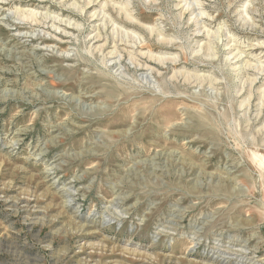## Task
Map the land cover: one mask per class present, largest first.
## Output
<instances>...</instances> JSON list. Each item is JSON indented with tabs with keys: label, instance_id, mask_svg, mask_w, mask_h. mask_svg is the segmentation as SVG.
Masks as SVG:
<instances>
[{
	"label": "rangeland",
	"instance_id": "rangeland-1",
	"mask_svg": "<svg viewBox=\"0 0 264 264\" xmlns=\"http://www.w3.org/2000/svg\"><path fill=\"white\" fill-rule=\"evenodd\" d=\"M87 1L0 0V264H264V0Z\"/></svg>",
	"mask_w": 264,
	"mask_h": 264
},
{
	"label": "bare ground",
	"instance_id": "bare-ground-1",
	"mask_svg": "<svg viewBox=\"0 0 264 264\" xmlns=\"http://www.w3.org/2000/svg\"><path fill=\"white\" fill-rule=\"evenodd\" d=\"M82 1V0H81ZM96 0H88L87 1V7L88 8H94V6H92V4L95 2ZM96 3V2H95ZM94 5V4H93ZM104 5V4H103ZM187 6V5H186ZM104 7V6H103ZM189 8V7H188ZM191 10V9H190ZM193 10V9H192ZM127 13H129V12H127ZM20 15V14H19ZM96 15H97V13H94V15H93V17H96ZM34 16V15H33ZM132 16V15H131ZM37 17V16H36ZM24 18V17H23ZM46 18H47V16H46ZM26 20H27V18H25ZM132 19V18H131ZM32 20V19H31ZM47 20V19H46ZM57 21H58V19H56ZM38 22V21H37ZM34 23V22H33ZM44 23V22H43ZM109 23V22H108ZM37 24V23H36ZM56 24V23H55ZM71 25V24H70ZM93 26V25H92ZM75 27V26H74ZM99 30V29H98ZM114 30V29H113ZM117 30V29H116ZM105 31V30H104ZM105 33V32H104ZM123 33V32H122ZM116 34V33H115ZM97 35V34H96ZM113 35V34H112ZM161 35V34H160ZM101 37L102 36H98L97 37V39H98V42H100V39H101ZM112 37V36H111ZM124 38V37H123ZM129 38V37H128ZM130 38H132V37H130ZM94 39V38H93ZM110 39H112V38H110ZM134 39V38H133ZM210 39V38H209ZM102 40V39H101ZM121 40V39H120ZM123 40V39H122ZM126 40V39H125ZM166 40V39H165ZM116 41V40H115ZM128 42V41H127ZM135 42V41H134ZM137 42V41H136ZM114 43V42H113ZM107 43H105L103 46L101 45V47L99 48L100 50L101 49H105V47L107 46L106 45ZM111 44V43H110ZM123 44V43H122ZM127 45V44H126ZM130 45L132 46V44H131V42H130ZM259 46V45H258ZM133 47V46H132ZM136 47V46H135ZM116 50V49H115ZM119 51V50H118ZM112 52V51H111ZM116 52V51H115ZM101 53V52H100ZM135 53V52H134ZM112 54V53H111ZM236 54V53H235ZM115 55V54H114ZM119 55V54H118ZM116 56V55H115ZM143 56V55H142ZM147 56V55H146ZM249 56V55H248ZM110 57V56H109ZM144 57V56H143ZM136 59V58H135ZM151 58H149V60H150ZM177 59V58H176ZM131 60H134V59H131ZM152 60H153V58H152ZM237 60V59H236ZM241 60V59H240ZM117 61V60H116ZM159 60H157V62H158ZM133 62V61H132ZM135 62V61H134ZM236 62V61H235ZM137 64V63H136ZM139 64V63H138ZM140 66V65H139ZM261 66V65H260ZM256 69H258L257 67H255ZM262 68V67H261ZM260 68V69H261ZM140 69V68H139ZM147 69V68H146ZM249 69V68H248ZM264 69V68H263ZM150 71H151V69H150ZM152 71H153V69H152ZM262 72V71H261ZM264 72V71H263ZM175 76V75H174ZM251 84H252V81H251ZM262 104V103H261ZM173 154V153H172ZM162 164V163H161ZM164 168V167H163ZM244 257V256H243ZM226 259V258H225Z\"/></svg>",
	"mask_w": 264,
	"mask_h": 264
}]
</instances>
